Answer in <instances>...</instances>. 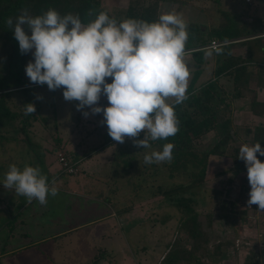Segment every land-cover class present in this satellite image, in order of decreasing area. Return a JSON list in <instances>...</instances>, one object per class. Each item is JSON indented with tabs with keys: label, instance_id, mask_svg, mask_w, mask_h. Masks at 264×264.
<instances>
[{
	"label": "rangeland",
	"instance_id": "obj_1",
	"mask_svg": "<svg viewBox=\"0 0 264 264\" xmlns=\"http://www.w3.org/2000/svg\"><path fill=\"white\" fill-rule=\"evenodd\" d=\"M101 1L103 7L114 15L127 8L130 2V0ZM259 1L263 2H260L261 8L258 13L264 16V0H252L250 6L254 7L255 3H259ZM223 2L225 6L232 8V4L239 5V2H243V0H224ZM216 5L214 0H179L178 3L167 0L161 3L159 12L160 15L168 12L180 14L187 24V29L190 22H197L205 30H209L208 13ZM248 44L249 46L252 44L251 47H254L256 51L253 42ZM237 47L235 45L233 49ZM241 51L237 49L235 52ZM263 55L264 51L262 52L260 49V55L254 54V59L260 58L261 60ZM202 56L204 60L201 64L202 72L197 81L198 84L209 79L214 70V54L204 52ZM184 59L190 70V83L194 72L200 68V65L194 55L186 54ZM31 61L34 62V59ZM27 79L29 80L28 77ZM33 85L35 84L30 83L28 86ZM34 91H36L37 96L42 97V99H38L41 104L38 112L40 118L31 126L28 135L32 139L48 140L54 138L55 145L53 147L51 145V147L47 146L48 150L45 154L42 152V150L44 151L43 148L37 150L34 146L31 153L28 154L26 144H23L25 143L23 140L26 138V134L19 130L21 126L19 120H16L17 130L9 132L0 130L2 135L0 150L4 147L5 140L3 138L10 139L14 136L17 140L22 141L19 143L20 145L16 142L10 144L12 152L7 156H11L8 159L13 158V160L0 161V192L6 191L16 195L14 189H7L3 185L5 174L12 164H15L21 170L25 165L38 166L42 174L47 176L50 187L57 189L59 184L69 186L68 179L70 175L63 173L64 166L59 160L60 156H58L61 153L57 156L53 153L54 147L61 145L57 140L64 138L67 149L71 152L74 150L75 144L82 141L92 148L101 145L108 138L112 139L108 135L106 124L101 123L103 114H92L91 109L87 106L82 110H77L78 101H66L63 98L62 88L52 91L47 86H41L34 89ZM12 99L13 101L10 102L12 108H14L16 106L15 100L19 102L21 97ZM235 100L233 101L234 108L231 109V113L235 123L236 141L230 142L227 156L210 157L204 183L193 188L190 193L185 194L195 199L192 205L200 214L199 218L205 225V229L212 236L213 245L207 253L203 252V261L210 264L229 263L234 261L235 258H239V249L243 250L240 246L245 241L246 243H252L251 245L257 248L262 247L264 244V211L260 210L258 205H252L249 208L247 204L250 192L247 173L237 177L231 172H227V167L233 166V159L230 155L235 153V147H240L242 144L249 145L256 125L249 118V107L244 106V108L241 107V104H234ZM99 103L97 106H101ZM260 108L264 109V107ZM85 111L89 112L88 117L83 115ZM227 113L229 112L227 111ZM218 139L219 137L212 130L203 134L197 141L200 151L212 148ZM130 143H133V141L128 142L127 137L123 144L115 142L109 150L94 156L93 161L106 164L107 160L103 161L104 157L105 159L109 157L110 161L115 162L112 163L114 167H120L121 171L130 174L128 178L125 177L128 182L124 179L123 173L118 174L115 178L116 184L112 187L118 191L122 188L119 196L116 197L120 206L127 207L136 199L137 214L142 216V221L136 226L137 230L130 229L132 227H126L125 229L120 227L118 232L112 233L108 225L102 222L96 223L93 227L102 226L104 228L102 231L103 236L89 239L83 231L74 232L71 234L72 236L63 237L54 242L34 245V243H29L30 237L25 239L20 234V231H24V228L9 224V210L0 207V249L2 247V251L10 253L1 257L0 264H157L163 260L166 253L178 240L184 242V247L190 248L192 243L187 238L186 232L180 228L184 216L182 208L170 203V200L159 194L157 187L161 185L167 189L175 184L188 183L192 179L191 172L179 173L171 177L170 171L164 165V162L146 164L144 162L145 154L140 153V147L130 146ZM147 149H150L147 153L150 154L152 151H159L162 148L149 147ZM143 150L145 151V148ZM65 153L63 151V154ZM140 155L142 156L139 158ZM139 160H142L141 163H139ZM74 164L78 167L77 163L74 162ZM153 164L158 167L153 168ZM134 167L135 169H133ZM80 171L81 169L78 167L77 173ZM82 174L85 175L84 172ZM53 181H55L54 184ZM102 190L103 187H100L99 184L90 189V191L97 194H100ZM17 199L15 203L9 202L7 205L13 206V204H16V207H18L20 197ZM69 199L67 194L64 202L67 203ZM83 201H85L88 208L85 215H81L82 219L105 213V208L93 209V201ZM52 203L54 209L50 215L60 217L67 214L59 195L57 201L52 200ZM36 204L37 202L31 207ZM69 220L71 221L70 214ZM132 222L134 221L132 220ZM13 229L17 237L7 241V235ZM29 229L33 232V226H29ZM84 229L87 230L88 228ZM91 240L92 242H88ZM226 240L232 241V244L224 248V251L227 250V256L212 262L213 256L216 255H214L215 248L213 246ZM23 244H28L25 249H23ZM215 257L217 258V255Z\"/></svg>",
	"mask_w": 264,
	"mask_h": 264
},
{
	"label": "clouds",
	"instance_id": "obj_2",
	"mask_svg": "<svg viewBox=\"0 0 264 264\" xmlns=\"http://www.w3.org/2000/svg\"><path fill=\"white\" fill-rule=\"evenodd\" d=\"M7 24L12 27L13 20ZM14 37L22 54L34 49V62L25 69L30 82L46 84L52 91L62 88L66 101H78L77 110L87 106L92 114L102 113L101 123L112 140L123 144L127 137L135 146L149 148V140H166L179 132L175 105L188 99L190 80L184 59L187 24L180 14L164 13L154 22L133 18L117 22L100 12L84 24L71 13L62 16L50 8L33 17L25 9L15 21ZM102 94L106 107L97 106ZM35 111L33 103L25 105V115ZM83 115L88 117L89 112ZM141 132L144 138L136 139ZM172 149L173 144L167 143L162 151L146 154L144 162H170ZM257 154L264 156L259 142L242 144L238 157L247 168V204L264 211V162ZM3 185L28 203L35 199L46 205L49 194L57 195L38 166L25 165L21 170L10 165Z\"/></svg>",
	"mask_w": 264,
	"mask_h": 264
},
{
	"label": "trees",
	"instance_id": "obj_3",
	"mask_svg": "<svg viewBox=\"0 0 264 264\" xmlns=\"http://www.w3.org/2000/svg\"><path fill=\"white\" fill-rule=\"evenodd\" d=\"M163 1L167 0H130L127 8L114 15L103 7L101 0H0V130L8 132L17 130L16 120H19L21 123L19 130L26 134L25 139H27L29 129L40 118L38 112L41 104L34 89L47 86L46 84L28 86L32 82L27 79L25 69L28 62L34 59L32 54L34 49L22 54L18 41L14 37L15 21L23 10L26 9L31 16L35 17L51 8L62 16L69 13L78 15L84 24L94 20L100 12L107 13L117 22L127 18L154 22L160 16L159 7ZM168 1L178 3L179 0ZM214 1L217 5L213 6L214 9L208 13L209 30H205L197 22L188 24L186 54L197 57L200 68L194 72L189 83L188 99L175 105L179 132L166 140H149L150 147L163 149L165 144H173L172 159L170 162H164L171 177L184 172H191L192 177L188 183L175 184L167 189L161 185L157 187L159 194L170 200V203L182 208L184 216L180 228L186 232L187 238L192 243L190 248H186L182 240L176 241L163 260L157 264H210L203 261V252L207 253L213 245L212 236L205 229V225L200 221V214L192 205L195 199L185 194L204 183L210 157L227 156L230 142L236 141L235 123L231 113L233 101L237 98H249L254 112H257V105L264 107V103L257 100V87L264 88V55L260 61L255 62L248 57L233 53L236 40L244 39L240 43L245 44L255 39L251 37L259 35L260 49L264 51L263 40H261L264 38L262 36L264 16L258 13L261 1L256 2L252 7L248 3L245 4L243 0L239 2V5L232 4V8L225 6L224 0ZM8 19L13 20L12 27L8 26ZM25 32L31 34L27 27ZM212 41H228V43L217 48H207ZM204 52L213 53L217 57V64L213 70V76L198 84ZM222 78H226L227 82H223ZM107 82L110 83L111 78H108ZM14 97H21V100L19 102L15 100L16 106L12 108L10 101H13ZM99 102L101 107L108 106L107 97L103 94ZM28 103H33L36 111L25 115V105ZM260 114H264V109L260 110ZM211 130L219 137L218 141L212 148L200 151L197 141ZM1 136L0 134V138ZM143 138L144 133L141 132L136 139ZM10 139L17 138L13 136ZM109 140L111 139L107 141ZM257 142L260 143L261 148H264V123L255 127L249 145ZM239 148L235 147V153L230 155L233 166L227 169V172L237 177L247 172L244 161L238 157ZM257 155L264 162V156ZM152 167L158 166L153 164ZM128 210L129 208L125 207L120 212L124 213ZM230 244H232L230 240L216 243L213 247L217 258L216 255L213 256L212 262L226 257L227 250L224 251V248ZM243 247L250 251L246 262L250 264L264 262V249L259 252L254 246L243 245Z\"/></svg>",
	"mask_w": 264,
	"mask_h": 264
},
{
	"label": "crops",
	"instance_id": "obj_4",
	"mask_svg": "<svg viewBox=\"0 0 264 264\" xmlns=\"http://www.w3.org/2000/svg\"><path fill=\"white\" fill-rule=\"evenodd\" d=\"M245 4H247L246 0H245ZM262 36H264V34ZM251 38L252 39L255 38L249 42H253V45L256 46V51L254 50V47H251L252 44L250 46L248 44L249 42L242 44L240 43V41L244 39H239L236 40L235 44L233 45V47L235 45L238 46L237 48L233 49V53L236 55H243L245 57H248L255 62L260 61V58L257 60L254 59V54L260 55V35ZM261 40H263L264 43V38ZM237 49L242 51L235 52ZM261 51L263 52L262 49ZM216 64H217V57L214 55V68ZM213 74L214 71L212 73V76ZM222 81L227 82V79L222 78ZM257 100L260 103H264V88L257 87ZM234 104L237 105L241 104V107L244 106L249 107L248 110L250 115L249 118L251 119L252 123H256L255 127L264 123V114H260V110H261L260 105L256 106L257 112H254L249 98L247 97L237 98ZM3 139L5 140V142H4V147L2 146L3 148L2 150H0V161L2 160L11 161L13 160V158L8 159L11 156H7L9 153L12 152L10 144L15 142L19 144L22 141H19L17 139L13 140L9 138H3ZM107 140L101 145L94 146L92 148L86 145L82 141L80 143H76L74 146V150L71 152L67 149V144L64 138L57 140V142L61 143V145L55 146L53 153H55L57 156L58 154L63 153V151L66 152L65 153L66 156L68 155L67 156L68 158H71L75 163H77L81 171L79 173L76 172L77 174L67 173L70 175V178L68 179L69 186H67L66 184H59V187L57 188V195L52 196L51 194H49L47 196L46 205H41V204L38 205L39 202L35 199L31 203H28L26 197L20 196L18 194L15 195L12 194L11 192H6V191L0 192V203H1L0 207L7 208L9 210V215H10L9 224L24 228V231H20V234L25 239L30 237L29 243H34L35 245L46 242H54L57 239H61L67 236H72L71 234H73L74 232H82V231L85 232V236L89 237V239L96 236H103L104 234L102 231L104 228L102 226L97 228L93 227L96 223H102V222L108 225V227L112 230V233L115 231L118 232L120 227L122 229H125L126 227H132L130 229L137 230L136 226L137 224H139L140 221H142V216L141 215L139 216L137 214V210L135 207L136 199L132 202L131 205L127 206L129 208L128 211L121 213L120 212L121 209L125 208L126 206L123 207L120 206L119 200L116 197L119 196L122 188H120L118 191L113 189L112 187L115 186L116 184L115 178L118 174L123 173L126 182H128L126 178H128L130 174L123 170L122 172L120 170V167H114L113 164L115 162H113L112 160L111 162L109 157L106 159L104 157L103 161L107 160L106 164L102 162L96 163L95 161H93V158H95L94 156H96L98 153L100 154L101 152H105L109 150L111 145L115 144L116 142L112 139L109 141ZM131 140L132 139L128 138V142ZM23 142H25L23 143L24 145L26 144V149L28 151V154L31 153L34 146L37 150H39V148H43L44 151L42 150V152L43 154H45L46 151L48 150L47 146L51 145L53 147L55 145L54 138L45 140V139H32L28 137L27 139H24ZM27 144L29 145V148ZM103 144H105L104 147H102ZM131 145L137 147L134 145V143H130V146ZM139 149H140V153L142 154L143 152L145 155L150 150L145 148L144 151L143 150L144 148L142 147H140ZM141 156L142 155H140L139 158ZM43 159L46 160L45 158ZM141 161L142 160H139V163H141ZM228 168L229 167H227V169ZM133 169H135V167ZM82 172H84L85 175H83ZM63 173L65 174L66 172L63 171ZM96 184H99L100 187H103V190L101 191L100 194L90 191V189ZM67 194L69 195L70 199L66 203L64 201L65 198L67 197ZM58 195L61 197L65 209L67 210V214L60 217L50 215V213H52L54 209L52 200L57 201ZM18 197H20L18 201L19 204L18 207H16V204H13V206L7 205V203L9 202L15 203V201L18 200L17 199ZM83 200L93 201V206H94L93 209L95 210L99 208H105V213L96 215L94 217L82 219L81 215H85V212L88 208L85 205L86 204L85 201ZM36 202L37 204L34 207H31ZM69 214L71 221L69 220ZM132 220L134 222H132ZM29 226H33V232L30 231ZM84 228H88V229L85 230ZM16 237L17 235L14 233V229H13L12 232L7 235V241L13 240ZM88 242H92V240ZM28 244H23V249H25ZM0 253H2V255H0V259L2 256L10 254L5 251H2V247L0 249Z\"/></svg>",
	"mask_w": 264,
	"mask_h": 264
},
{
	"label": "built area",
	"instance_id": "obj_5",
	"mask_svg": "<svg viewBox=\"0 0 264 264\" xmlns=\"http://www.w3.org/2000/svg\"><path fill=\"white\" fill-rule=\"evenodd\" d=\"M246 1H247V3H252V0H246ZM227 43H228V41H226V42L212 41L211 44H209L207 46V48H217V47L224 45V44H227ZM59 156H60V160L64 166V172L69 173V174H74L78 171V167L75 166L74 162H72V160H70L65 154L61 153V155H59ZM251 244L252 243H246V241L243 242V244H241V246H240L243 248V250L239 249V252H240L239 258H235L234 261H231L229 263H224V264H231V263L232 264H250V263L246 262L247 256L249 255L250 251H249V249H244L243 245L244 246L247 245L248 247H251L252 246ZM254 248L257 249L259 252H262V250L264 249V244L262 247L259 246V248H257L254 246ZM256 264H264V262H261V263L258 262Z\"/></svg>",
	"mask_w": 264,
	"mask_h": 264
}]
</instances>
